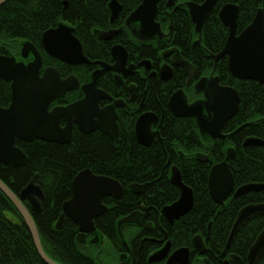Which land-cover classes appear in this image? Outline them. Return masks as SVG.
<instances>
[{"label": "trees", "instance_id": "obj_1", "mask_svg": "<svg viewBox=\"0 0 264 264\" xmlns=\"http://www.w3.org/2000/svg\"><path fill=\"white\" fill-rule=\"evenodd\" d=\"M108 1L10 0L0 7V28L11 40L38 42L46 31L56 28L60 22H65L74 28L86 54L90 55L96 44L94 41H98L95 33L110 26ZM118 1L124 6V16L141 4V0ZM177 1L201 4L205 0ZM229 3L240 7L239 32L253 22L259 9H264V0H219L204 26L202 35L205 46L211 52L217 53L226 43L227 29L221 25L218 14ZM164 6L165 1H161L159 7L163 14ZM186 13L182 11L177 20H174L179 41L168 43H179L187 55L192 43L188 40L194 34ZM166 42L157 43L156 46L165 49L168 47ZM153 44L148 42L146 46ZM45 64L58 69L63 78L75 74L81 82L89 80L92 70L91 65L71 67L47 56ZM220 79L223 85L233 87L241 96L239 113L228 122L224 130L225 140H212L203 136L194 119L175 117L167 108V98L163 102L164 121L157 133L158 137L149 148L141 146L131 132L122 140H109L93 135L83 138L75 136L72 143L67 145L41 140L29 143L16 140V146L27 155V161L18 167L0 163V179L16 195L32 181L43 190L45 200L42 201L40 213L33 214L27 202L25 205L34 217L44 249L53 260L60 264H101L95 260L98 254H93L92 247L78 242L79 228L71 219H65L62 231L55 229V224L63 213V204L72 196V182L79 172L90 169L95 175L110 177L124 187L123 197L118 204H112L114 209L95 220L98 234L112 238L118 219L140 207V200L132 197L128 185L148 183L146 198L156 201L155 205L159 210L179 198V189L169 179L172 166L180 169L184 183L192 188L195 204L186 218L183 217L171 228L164 226L165 229L170 234L174 233L177 246L190 247L192 236L207 232L209 223H212L209 236L210 246L214 249L210 253L211 256L218 255L219 250L227 244L239 211L250 204H264V190L237 198L231 196L224 207L216 204L210 195V170L213 165L224 161L226 151L234 143L236 154L228 162L235 177L236 189L249 183H264V145L247 148L242 146L250 137L264 142V84L239 80L227 72ZM175 84L176 82L167 84L164 97L173 93ZM73 95L74 93H68L61 103L74 101ZM11 96L9 83L0 80V107H8ZM201 152L210 155L207 163L200 162L197 158ZM125 209L129 211L126 212ZM263 229L264 216L249 221L237 234L230 252L238 254L245 261ZM0 264H45L37 253L22 215L1 190ZM257 264H264V256Z\"/></svg>", "mask_w": 264, "mask_h": 264}, {"label": "water", "instance_id": "obj_2", "mask_svg": "<svg viewBox=\"0 0 264 264\" xmlns=\"http://www.w3.org/2000/svg\"><path fill=\"white\" fill-rule=\"evenodd\" d=\"M7 0H0L2 6ZM161 0H142L141 5L131 13L126 24H139L135 31L141 40H152L156 37L163 38L165 33L161 25L156 21L159 3ZM219 0H205L203 4L193 2L186 3L190 16L195 23V30L201 34L203 27L215 5ZM67 5V2L65 3ZM174 0L168 6H173ZM111 23H113L122 10L118 0L109 2ZM240 7L237 4H227L219 12L221 24L230 29V35L218 58L227 56L229 71L233 77L239 80H250L264 84V10L257 11L253 22L239 35L238 18ZM74 28L66 23H60L57 28H52L43 34L42 41L46 52L53 58L69 65L90 64L91 61L85 56L84 48L74 33ZM112 32H100L101 40H108ZM32 51L34 61L28 65L19 63L14 57L0 56V78L11 82L12 100L8 108L0 107V163L11 167H18L26 163L27 155L15 145L16 140L26 143L34 140H42L49 143L68 144L72 141L74 124H78L83 133H90L102 129L100 125H94L89 111L95 107L94 94L97 90L99 77L106 70L93 73L91 83L85 84L82 90L86 97L67 106H57L51 109V104L61 99L67 92L78 90L80 82L75 75L62 78L60 72L54 67H47L41 75L43 59L40 52L32 45L26 44L23 55ZM176 52L175 64L184 66L188 70L189 64ZM126 51L122 46L113 48V55L117 59V66H123L126 61ZM177 58L180 62H177ZM183 62V63H182ZM171 71L170 67L167 66ZM192 68V67H191ZM118 70V68H113ZM167 70L170 80L172 73ZM202 86L199 92H204L206 99L189 104L185 100L184 90L174 93L171 104L172 112L180 118H195L200 132L212 140L225 139L224 129L228 122L239 112L241 97L239 92L230 86L220 84L219 77L201 79ZM200 83V84H201ZM199 86V84H198ZM197 86V87H198ZM207 114H206V111ZM66 118L67 126L61 127V120ZM156 116L146 114L137 123L138 141L145 147H150L154 139L152 123ZM87 127V128H86ZM117 138L116 135H112ZM263 141L258 138H248L244 146H262ZM236 151L228 150V158H234ZM203 162L209 161L208 156H198ZM172 183L179 189V199L170 206L164 207L163 214L171 222L188 214L194 207L195 198L192 188L184 184L180 170L172 167ZM209 192L214 202L222 207L225 206L229 197L235 198L264 189V184H250L236 189L235 177L227 161L216 164L209 175ZM0 190L9 198L22 215L30 234L32 235L35 248L45 264H60L50 258L42 245L38 227L34 217L24 202L31 206L33 214L41 212V199H44L43 190L33 181L16 195L0 179ZM73 196L63 204V214L55 225L56 231L63 230L65 218H70L78 227L77 240L86 242L87 234L97 232L95 220L108 211L103 204L105 197L119 199L124 193L123 186L116 180L95 175L90 169L81 171L72 182ZM264 216V204H250L242 208L236 218L225 249L228 252L236 235L252 219ZM145 214L134 212L118 223L120 229L124 225H145ZM150 226V225H149ZM99 235L96 234L97 242ZM196 248L203 245L201 236L193 240ZM188 250L177 251L171 258V264L184 255V264L188 259ZM203 252V251H201ZM264 256V229L257 237L248 254V264H257ZM235 264H240L239 258L232 256ZM210 264L209 261L206 262Z\"/></svg>", "mask_w": 264, "mask_h": 264}, {"label": "flooded vegetation", "instance_id": "obj_3", "mask_svg": "<svg viewBox=\"0 0 264 264\" xmlns=\"http://www.w3.org/2000/svg\"><path fill=\"white\" fill-rule=\"evenodd\" d=\"M110 1L111 0H109L107 3V7L109 10V28L97 31L95 33L96 39L98 41H94L96 44L92 47L90 55L86 54L84 49L85 56L91 61L90 64L69 65L58 59H55L46 52L42 40L38 42L29 40H0V56L14 57L17 62L28 65L34 61L35 57L32 51H30L25 57L23 55V49L26 44H32L40 52L43 59L41 75L47 67H53L45 64V56L71 67H84L88 65L92 66V70L90 71V78L87 81L81 82V80L75 74H71L75 75L78 78L80 82V88L78 90L67 92L61 99L51 104V109L57 106H67L69 104L84 99L86 97V94L82 90V87L85 84L91 83L93 79V73L96 71L103 70L104 66L102 64H105L106 70L99 77L97 83V90L94 94V97L96 99V105L89 111V114L92 116L94 125H100L102 129L106 130L110 134H106L100 129L93 130L90 133H83L80 129V126L78 124H74L73 139L75 136L83 138L90 137L91 135H93L95 137H102L109 140H122L123 138H125L128 132H131V135H133L134 139L138 141L137 123L139 119L146 114H152L157 118L152 123V131L154 132V139L151 144L152 146L154 141L158 137L157 133L159 132V129L164 121V100L167 98V108L169 112L175 117L177 116L170 110L169 101L173 94L178 90H184L189 104L205 100V93L199 92L195 89L196 83L202 78H210L212 75L214 77H219L220 79L223 73H230L228 66V57L224 56L218 58L219 54L222 52V49L224 47L217 53H214L211 52L205 46L204 38L202 37L204 27L201 34L197 33L195 30V25L191 21V16L189 15L186 3L191 1L181 2L174 0V5L168 6L171 0H161L165 1V6L163 8L165 9V14L161 13V8L158 6L159 11L156 21L161 25L162 31L165 33L166 36H164L163 38L156 37L148 41L141 40L140 37L135 34V31L139 28V24H131L130 26L126 24V21L131 15V13L134 12L141 4L129 15L124 16L122 15L124 12V6L118 1L122 6V10L119 14V17L113 23H111V12L109 9ZM182 11L187 12L186 15L190 19V26L192 25L194 34V37L188 40L192 41V43L190 45L189 52L187 55L184 53L179 43H176L174 45L168 43L171 41H179L177 35V27L175 26L174 20H177ZM100 32H112V37L108 40H101L98 37V33ZM195 34L197 35L196 37ZM163 41H167L165 44L168 45V47H166L165 49H159V46H156V44L161 43ZM148 42L154 44L150 47H147L146 45L148 44ZM117 46H122L127 53L126 61L123 66H117V59L113 55V48ZM174 50H178L179 55L183 59V61H186L189 64V70L184 66H177L175 64H172L173 62L175 63L176 60V52H174ZM177 62H180L179 58H177ZM167 66L170 67L171 71ZM116 67L118 68V70L113 69ZM167 70L172 73L170 80H165V78L168 76ZM0 80L3 79L0 78ZM5 82L9 83V86L11 88V82ZM174 82H176V84L174 85V87L176 88L173 89V93H170L169 96L164 97L166 96V92L168 89L167 84ZM220 84L223 85L221 83V79ZM68 93H74L73 97L75 98V100L61 103V100ZM185 118L194 119L196 121L195 118ZM66 126L67 120L66 118H63L61 120V127L64 128ZM116 134L118 135L117 138L112 136ZM199 155L200 154H198V156ZM146 188L147 184L144 185V189L140 192L142 194L139 195L146 200L144 202L145 205L137 207L133 211L145 214L146 220L144 226L124 225L119 229V221L124 217L132 214V212H130L129 214L121 216L118 219L115 231L113 232V236H111L112 238L108 236L106 237L104 235L100 236L98 232L94 234H87L86 242L84 243L88 247L97 249L98 257L100 258L99 262L101 264H107L103 261L102 254H105L107 256L109 255L113 258V263L111 264H170L172 256L177 251L182 249L188 250V262L186 264H207V261H209L210 264H235V261L237 260L235 259V261H233L231 259L232 256L239 258L241 261L240 264H248V256L247 259L244 261L238 254L230 252L231 248L228 252H225L227 244L223 249L219 250L218 255L211 256L210 251L211 249H214L210 246L209 236V233L212 228V223H209L207 232H201L192 236V245L190 247L177 246L174 233L170 234L164 226H168L170 228L173 227L185 215L182 216L180 219L175 220L174 223H171L164 216L162 212L163 208L160 210L159 208L157 209L155 205L157 204V202L151 201V199L146 198ZM120 199L105 197L103 199V204L108 207L109 211L110 209H114V206L112 204H118V201H120ZM44 200L45 196L43 200H40L41 204ZM28 205L30 206L29 203ZM125 211L128 212L129 209H125ZM96 234H98L100 238L97 240L96 243H94V241L96 240ZM196 236H201L203 239V245H201L200 248H196L193 243V240ZM84 243L81 244L84 245ZM184 260V255H182L181 258L179 256L173 264H184Z\"/></svg>", "mask_w": 264, "mask_h": 264}, {"label": "bare ground", "instance_id": "obj_4", "mask_svg": "<svg viewBox=\"0 0 264 264\" xmlns=\"http://www.w3.org/2000/svg\"><path fill=\"white\" fill-rule=\"evenodd\" d=\"M10 0H7L3 5H5L7 2H9ZM205 2V1H204ZM203 2V3H204ZM202 3V4H203ZM218 3V2H217ZM229 4H232V3H229ZM2 5V6H3ZM227 5V4H226ZM225 6V5H224ZM223 6V7H224ZM1 7V6H0ZM222 7V8H223ZM221 8V9H222ZM264 10V9H263ZM221 11V10H220ZM212 12V11H211ZM189 15H190V13H189ZM218 19H219V14H218ZM191 21L193 22V20H192V18H191ZM220 21V20H219ZM221 23V22H220ZM193 24L195 25V23L193 22ZM251 25V24H250ZM249 25V26H250ZM223 26V25H222ZM248 26V27H249ZM195 27H196V25H195ZM225 27V26H224ZM226 29H227V36H226V41L228 40V38H229V35H230V29L228 28V27H225ZM247 28V27H246ZM245 28V29H246ZM244 29V30H245ZM243 30V31H244ZM243 31H241V32H243ZM241 32H239L238 31V35L241 33ZM0 40L2 41V40H4V41H8V40H11L10 38H8L7 36H5L4 35V31L2 30V28H0ZM16 40V39H15ZM165 53V52H164ZM163 54V53H162ZM201 83V80H199L197 83H196V86H195V89L196 90H198V89H200L201 87H203L202 86V83ZM198 84H199V86H198ZM198 86V87H197ZM174 95V94H173ZM173 97V96H172ZM172 97H171V99H172ZM171 99H170V101H169V104H170V110L172 111V109H173V106H172V104H171ZM185 100H187V97L185 98ZM187 102H188V100H187ZM206 111V114H207V111L208 110H205ZM239 113V112H238ZM237 116V114L232 118V119H234L235 117ZM231 119V120H232ZM230 120V121H231ZM229 121V122H230ZM198 126V125H197ZM226 128V127H225ZM198 129H199V127H198ZM82 131V130H81ZM74 139H73V136H72V141H73ZM216 140H225V139H216ZM35 141V140H34ZM42 141V140H41ZM72 141L70 142V143H72ZM262 141V140H261ZM45 142V141H44ZM70 143H68V144H70ZM231 144H232V142H230ZM244 143H245V141L243 142V144H242V146H243V148H247V146H244ZM264 143V142H263ZM59 144V143H58ZM229 145V146H232V145ZM16 145V144H15ZM64 145H67V144H64ZM236 143H234L233 144V146H232V148L236 151ZM143 146V145H142ZM263 146V145H262ZM145 147V146H144ZM147 148H149V147H147ZM201 156H203V157H206V156H208V158L210 159V155L207 153H203V152H201V153H199ZM236 154V153H235ZM199 159V158H198ZM234 158H228V150L226 151V157H225V159H224V161H230V160H233ZM200 162H203V161H201V160H199ZM224 161H221V162H219V163H222V162H224ZM203 163H205V162H203ZM219 163H217V164H219ZM229 163V162H228ZM216 165V164H215ZM215 165H213V166H215ZM230 165V164H229ZM213 166H212V168H213ZM172 167H174V166H172ZM172 167H171V170H170V177H169V179H170V182H171V184L173 185V186H175L173 183H172V181H171V179H172V175H173V172H172ZM177 167V166H176ZM178 168V167H177ZM211 168V169H212ZM179 169V168H178ZM231 169V168H230ZM86 170V169H85ZM180 170V169H179ZM211 171V170H210ZM232 171V170H231ZM181 172V171H180ZM80 173V172H79ZM78 173V174H79ZM182 174V173H181ZM210 175V174H209ZM104 177H107V176H104ZM108 178H110V177H108ZM112 179V178H111ZM74 180V179H73ZM182 180H183V176H182ZM209 181V180H208ZM184 182V181H183ZM146 184H148V183H146ZM145 183L144 184H139V183H132V184H130V185H128V190H129V193H131L132 194V197H136L135 199L136 200H140V206H142V205H145V199L144 198H142L141 196H139L140 194H142V193H140L141 192V190H143L144 189V185H146ZM185 184V183H184ZM250 184H259V183H249V184H245V185H243V186H246V185H250ZM260 184H264V183H260ZM176 187V186H175ZM177 188V187H176ZM191 188V187H190ZM264 190V189H263ZM260 191H262V190H260ZM256 192H259V191H256ZM250 193H252V192H250ZM124 194V193H123ZM121 197H123V196H120V198ZM137 197H138V199H137ZM180 197V196H179ZM119 198V199H120ZM195 198V197H194ZM132 199H134V198H132ZM179 199V198H178ZM177 199V200H178ZM176 200V201H177ZM175 201V202H176ZM174 202V203H175ZM173 204V203H172ZM172 204H167V205H165L164 207H167V206H170V205H172ZM195 204V203H194ZM146 209V208H145ZM164 209V208H163ZM147 210H148V208H147ZM192 211V210H191ZM190 211V212H191ZM163 212V211H162ZM190 212L188 213V214H190ZM126 213V212H125ZM132 213H134V212H132ZM187 214V215H188ZM61 217V216H60ZM184 218H186V215L184 216ZM60 219V218H59ZM175 221V220H174ZM58 222V221H57ZM56 222V223H57ZM56 225V224H55ZM97 228V227H96ZM97 233V232H96ZM231 234V233H230ZM230 234H229V237H230ZM237 236V235H236ZM229 237H228V240H229ZM236 238V237H235ZM235 238H234V240H235ZM228 240H227V243H228ZM234 242V241H233ZM232 242V243H233ZM44 247V246H43ZM251 249V248H250ZM95 260H97L98 262H99V260H100V258L98 257V258H95ZM55 261V260H54ZM57 262V261H56ZM186 263L188 262V259L185 261ZM170 264H171V262H170Z\"/></svg>", "mask_w": 264, "mask_h": 264}, {"label": "rangeland", "instance_id": "obj_5", "mask_svg": "<svg viewBox=\"0 0 264 264\" xmlns=\"http://www.w3.org/2000/svg\"><path fill=\"white\" fill-rule=\"evenodd\" d=\"M208 187H209V185H208ZM11 190V189H10ZM230 198V197H229ZM228 198V199H229ZM227 202V201H226ZM25 204V203H24ZM42 242V241H41ZM43 245V244H42ZM84 245H85V243H84ZM44 248V247H43ZM91 249V248H90ZM45 250V249H44ZM92 250V252H93V254H98V251H97V249H91ZM45 252H46V250H45ZM46 254H47V252H46ZM48 255V254H47ZM49 256V255H48ZM50 257V256H49ZM51 258V257H50ZM102 259H103V261L104 262H106L107 264H111V263H113V258L111 257V256H107V255H105V254H102Z\"/></svg>", "mask_w": 264, "mask_h": 264}]
</instances>
